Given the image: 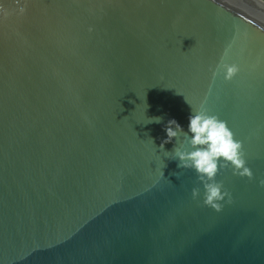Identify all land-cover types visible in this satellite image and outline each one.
Segmentation results:
<instances>
[{
    "label": "water",
    "instance_id": "obj_1",
    "mask_svg": "<svg viewBox=\"0 0 264 264\" xmlns=\"http://www.w3.org/2000/svg\"><path fill=\"white\" fill-rule=\"evenodd\" d=\"M20 3L0 0V264H264V1ZM190 105L253 173L218 172L219 212L183 136L160 148Z\"/></svg>",
    "mask_w": 264,
    "mask_h": 264
},
{
    "label": "clouds",
    "instance_id": "obj_2",
    "mask_svg": "<svg viewBox=\"0 0 264 264\" xmlns=\"http://www.w3.org/2000/svg\"><path fill=\"white\" fill-rule=\"evenodd\" d=\"M16 3L19 6L15 10L23 14L26 5L21 4L20 0H16ZM8 14L5 10V15ZM220 70L223 71L225 80H231L239 71V67L234 63H223L213 71V76ZM190 106L192 115L189 116L188 131L185 132L175 119H169L165 125L166 139L162 141L160 148L163 150V144L174 137L183 136V142L180 146L176 145L172 151L174 157L179 160L178 167L194 169L204 189L202 203L219 212L223 207L220 201L227 197V202L230 203L231 193L227 189L222 191L223 183L215 179L218 172L230 167L234 175L249 179L253 178V173L246 164L241 141L234 138L226 122L214 114H209L203 106L199 110H194L192 105ZM160 119L153 118L157 123ZM184 142L187 143V148L184 147ZM259 184L264 186V179H260ZM199 195V188L193 187L192 198L195 200Z\"/></svg>",
    "mask_w": 264,
    "mask_h": 264
},
{
    "label": "trees",
    "instance_id": "obj_3",
    "mask_svg": "<svg viewBox=\"0 0 264 264\" xmlns=\"http://www.w3.org/2000/svg\"><path fill=\"white\" fill-rule=\"evenodd\" d=\"M264 1V0H263Z\"/></svg>",
    "mask_w": 264,
    "mask_h": 264
}]
</instances>
